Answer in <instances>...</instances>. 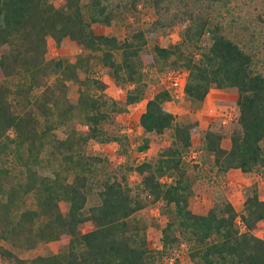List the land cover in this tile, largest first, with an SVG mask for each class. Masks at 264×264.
Segmentation results:
<instances>
[{"label":"trees","instance_id":"trees-1","mask_svg":"<svg viewBox=\"0 0 264 264\" xmlns=\"http://www.w3.org/2000/svg\"><path fill=\"white\" fill-rule=\"evenodd\" d=\"M141 1L0 0V46H6L0 51V260L153 264L185 241L195 264H264V238L254 231L264 223V197L253 185L239 210L225 198L214 199L204 212L189 207L194 176L184 154L197 121H175L166 87L145 94L141 69L144 57L182 66V92L197 101L211 88L234 87L237 113L228 141L220 130L205 127L202 150L221 174L234 168L264 174V63L256 48L263 19L256 14L252 25L241 22L233 33L234 18L223 15L229 0H146L153 11L146 25H127L121 37L95 29L112 21L124 25ZM175 23L182 28L180 41L153 43L147 55V34ZM205 33L209 42L194 55L190 47L198 48ZM47 36L55 43L67 37L81 50L72 57H48ZM92 61L106 66L116 83L129 84L121 101L105 95L106 82L90 73ZM67 80L78 85L74 102L65 94ZM142 98L140 129L171 128V139L151 159L120 173L106 170V157L87 151L86 144L115 141L124 153L126 137L109 133L103 123ZM60 125L66 126L62 137L54 132ZM148 141L143 136L137 148L145 149ZM130 171L139 176L134 185ZM29 195L35 207L24 206ZM147 196L160 201L168 215L157 248L149 247L146 223L133 215ZM60 199L67 202L65 212ZM84 223L92 226L81 230ZM59 238L66 245L57 252L24 257L13 249Z\"/></svg>","mask_w":264,"mask_h":264},{"label":"rangeland","instance_id":"rangeland-1","mask_svg":"<svg viewBox=\"0 0 264 264\" xmlns=\"http://www.w3.org/2000/svg\"><path fill=\"white\" fill-rule=\"evenodd\" d=\"M55 4H59L61 0H52ZM86 0H80L84 2ZM256 14H260L263 22H260L261 38L256 40V48L259 50L262 64L264 63V0H229L223 12L227 18H234L231 27L233 33L236 32L241 22L250 23L255 20ZM153 17V11L147 1L142 0L138 5V10L129 15L126 23L119 24L112 21L109 25L95 24V29L114 34L118 37L123 36L127 30V25L144 26ZM238 22V23H237ZM249 25V26H250ZM181 26L178 23L164 30L150 32L147 35V43L144 51L147 55L152 53L151 46L153 43L167 45L169 43L178 42L181 39ZM238 33V32H236ZM236 35H241L236 34ZM246 35V34H244ZM209 40L205 33L199 41V46L190 47L196 55L199 47L207 46ZM5 45L0 46V51L5 49ZM183 49H187L184 45ZM81 47L63 37L58 43H55L50 36H47V51L46 56H67L72 57L79 52ZM142 77L145 82V94L150 95L158 86L166 87L171 98L166 102L168 108L174 113L175 121L186 122L191 120L197 121V130L192 134L191 143L184 154V161L187 163L188 170L194 176L193 193L189 197L188 205L195 212H204V210L212 203L214 199H228L235 209L241 208L242 199L246 191L255 186L259 195L264 197V174L259 171L243 172L239 169H231L228 172L221 174L216 171L213 165L212 158L202 150L201 134L205 127H211L220 130L224 134L223 140L228 141V133L230 128L235 124L237 113L235 105L236 90L234 87L211 88L204 99L197 101L188 98L182 90L173 89L168 81V71L171 69H179L180 76L184 77L186 70L180 66H172L169 63L154 62L152 59L144 57L142 64ZM90 73L100 77L106 82L104 88L105 95L121 101L129 84H118L109 74L106 66L92 61L90 64ZM78 74L82 77L85 74L83 69L78 70ZM77 83L67 80L65 94L67 98L74 102L77 96ZM144 105V98L127 104L126 108L118 113L112 121L103 123V127L112 134L123 135L127 139L126 150L121 152V147L115 142H100L90 139L86 144V150L91 153H98L106 157V170L120 173L125 171L126 165H133L144 159H151L156 155L160 147L168 143L171 139V128L165 129L162 133L143 132L138 124V115ZM80 128H84L83 124H78ZM66 131L65 125H60L54 129L57 136H64ZM149 138L148 145L145 149L139 150L137 145L141 142L142 137ZM99 174H102L99 171ZM139 176L134 172L128 173V182L132 185L136 183ZM146 197L147 204L136 211L134 217L143 220L146 223V238L149 247L157 248L160 246V226L164 224L167 218L165 207L160 201L149 202ZM93 202V197H90L87 204ZM60 208L63 212L67 209V202L64 199L59 200ZM26 207H35L32 197L29 195L26 198ZM91 223L80 224L81 230L90 228ZM255 233L264 238V223H259L254 229ZM65 238L40 242L36 246L29 249H20L13 247L19 255L30 257L34 254H47L51 252L61 251L65 248ZM153 264H195L188 255V243L181 241L173 245L161 260ZM0 264H8L0 260Z\"/></svg>","mask_w":264,"mask_h":264},{"label":"built area","instance_id":"built-area-1","mask_svg":"<svg viewBox=\"0 0 264 264\" xmlns=\"http://www.w3.org/2000/svg\"><path fill=\"white\" fill-rule=\"evenodd\" d=\"M168 81L170 83V86L173 87V89L176 90H182V85L185 79V75L184 77L180 76V70L179 69H171L168 72Z\"/></svg>","mask_w":264,"mask_h":264},{"label":"crops","instance_id":"crops-1","mask_svg":"<svg viewBox=\"0 0 264 264\" xmlns=\"http://www.w3.org/2000/svg\"><path fill=\"white\" fill-rule=\"evenodd\" d=\"M234 169H236V168H234Z\"/></svg>","mask_w":264,"mask_h":264}]
</instances>
